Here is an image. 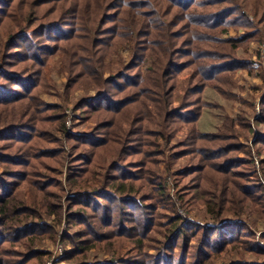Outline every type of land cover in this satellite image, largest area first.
<instances>
[{"label":"trees","instance_id":"trees-1","mask_svg":"<svg viewBox=\"0 0 264 264\" xmlns=\"http://www.w3.org/2000/svg\"><path fill=\"white\" fill-rule=\"evenodd\" d=\"M249 2L255 1L0 0V28H18L9 30V35L0 33V105L22 101L33 105L35 90L46 82V69L57 56L67 74L68 90L85 84L96 91L76 102L75 114L80 111L79 119L94 126L86 133H68L67 139L73 141L70 159L61 156L64 150L59 147L46 146L48 140L39 136L37 126L18 123L0 130V140L10 149L0 152V264L42 261L47 253L34 247V239L57 237L55 227L46 221L49 214H55L59 222L67 219L68 230L60 238L71 248L60 261L76 259L75 264H83L77 254L87 255L108 240L113 246L127 223L134 220L133 252L139 261L118 252L109 262L86 264H176L178 258L158 261L164 251L152 260L145 258L146 231L155 225L151 218L159 198L166 197L162 173L191 153L196 160L191 168L170 175L179 195L189 192L194 201H204L214 221L211 225L192 224L178 215L180 220L177 218L168 235L171 242L187 252L200 229L203 238L198 255L204 253L202 260L237 241L247 242L249 249L255 248L264 258L263 248L243 238L251 235L246 224H219L224 212L243 215L248 209L245 203L251 199L264 216V187L253 166H246L250 151L238 142L232 125L219 132L200 131L203 110L197 98H192L196 77L216 79L234 61L229 52L218 54L203 48L205 40L216 38H209L202 29L229 27L235 19L245 21L251 14L264 23V0L256 1L252 12H247ZM124 50L130 53L128 60ZM112 56L121 64L116 70L106 60ZM189 66L194 67L191 87L176 102V83ZM45 107L47 104L35 101V108ZM53 108L59 109L56 115L64 125V106ZM184 125L189 128L179 145L186 148L177 152L173 141ZM261 137L254 143L264 145V135ZM47 158L55 166L46 163ZM42 167L55 174L42 173ZM143 187L149 189L148 195ZM148 199L153 203L148 204ZM149 212L152 217H147ZM144 224L150 225L143 228ZM180 264H185L184 256Z\"/></svg>","mask_w":264,"mask_h":264},{"label":"rangeland","instance_id":"rangeland-1","mask_svg":"<svg viewBox=\"0 0 264 264\" xmlns=\"http://www.w3.org/2000/svg\"><path fill=\"white\" fill-rule=\"evenodd\" d=\"M253 1L258 2V0ZM255 2L248 3L249 11L247 10V12L254 9ZM45 8L47 6L43 7V9ZM252 20L254 26H251ZM258 22L251 14L245 21L235 19L232 23L228 24L229 27L221 26L215 30L202 29L209 38H216L215 41L205 40L202 43L203 48L216 51L218 54L229 52V55L234 58V61L231 63L232 65H230L229 69L218 74L216 79H203L200 76L198 79L196 77L193 83L190 76L193 74L194 67L189 66L180 75V79L176 83L177 90L175 99L176 102H181L185 90L191 87L190 84L197 85L196 91L198 92L195 91L192 98H197V105L203 110V115L198 122L199 130L209 133L219 132L224 126L232 125L237 131L238 142L250 151L251 156L245 154V152L241 153V156L244 158L249 159L251 157L249 159L250 164L246 162V166H253L256 176H258L259 181L264 187V145L254 143L256 138L264 135V117L261 122H256L264 114V109H262L264 108V23ZM11 28L7 29V26L3 25L0 28V33L4 36L6 34L9 35L7 33L9 30H18L14 26ZM199 39L202 38L199 37ZM227 39H231L232 41L222 42V40ZM123 55L126 60L130 57V53L125 50ZM61 60L57 56L49 62L46 69V82L39 89L37 88L35 90L37 99L34 97L33 105L28 101L15 103L12 106L0 105V130L4 126L16 125L18 123L37 126L42 133L39 136H44L48 140L46 146H51L52 148L59 147L61 150H64V155L61 156H66L67 159H70L73 154V141L67 139L68 133H86L91 131L94 126V123L91 121L79 119L78 114H80V111H77L78 118L76 119L77 115L74 111L76 102L81 98L95 95L96 91L89 86H84L85 84L77 89L68 90L67 74L61 69ZM106 60L108 63L110 62L112 70H116L121 65L116 56L107 57ZM202 61L204 62V59H201ZM197 63L201 64L200 61ZM203 76L207 78L206 73ZM18 88L16 86V89ZM36 100L47 104V107L44 109L35 108ZM58 104L64 106L66 113V120L62 126L61 121L58 119L59 115H56L59 109L53 108V106H58ZM62 128H65L67 132L66 130L63 131ZM188 128L189 126L187 125L182 126L179 134L173 141L174 146L177 147V152L179 150L182 152L186 148V146H180L179 144L182 143V139L185 137ZM6 144L8 143L0 140V152L10 150L5 147L7 146ZM82 150L83 148L78 149V152ZM45 161L55 166L53 159L47 158ZM195 161L193 153L181 156L172 164L171 169L168 170L166 168L167 170L165 169L166 171L162 173L166 187V197L165 199L159 198V203L157 204L158 209H156L154 217L150 215L151 212L147 216L152 217L151 219L155 222V225L146 231L147 233L145 232L147 237L144 248L146 253L145 258L147 257L149 260H152L156 256H160L164 251L163 256L158 261L166 259V261L171 262L172 259L178 258L179 260L176 261V264H180L184 256L185 264H235V262L242 260L256 263L264 262L261 253L255 248L249 249L250 244L245 241L243 244L238 241L229 244L226 248L220 249L213 255H210L211 257L207 260L200 259L204 258V253L200 254V256L198 255L200 249L199 244L203 238L200 229H196L192 236V241L187 252H185L183 246L171 242L168 235L175 227V224L178 223L177 221L180 220L177 217L178 215L184 220L192 222V224L211 225L214 221V217L208 212L209 208L204 201H194L191 199L189 192L183 197L179 195L178 185L175 183L174 177L170 175L175 170H183L182 172H185L188 168H191ZM163 165L165 166L166 164L163 162ZM241 169L242 167L237 170ZM40 170L42 173L55 174V172L50 171V168L44 169L42 167ZM143 188L148 195L150 193L149 189L146 187ZM240 196L239 198H241ZM189 198L190 201L188 200ZM62 201L65 204V198ZM146 202L148 204L153 203L149 199ZM228 204L230 206L229 202ZM246 204L248 205V209H246L243 215L224 212L220 215L223 221L219 224H246V227L249 229L248 232L251 235L249 237L243 236V238L252 242L256 247L264 249V216L258 213L256 207H254L258 205L254 200H248ZM238 205H242V202ZM132 218L133 215H131V220ZM46 221L55 227L57 237L53 238L48 235L36 237L34 239V247L45 250L47 254L44 255L41 262L35 259L31 260L28 264H75L76 259L71 262L60 261L62 256L67 253V250L71 248V246H65L60 238L61 234L63 235L68 230L66 217H63V221L59 222L60 219L55 214H49L46 215ZM134 222L132 220V222L127 223L128 225L126 227L128 228L124 229L122 235L115 238L116 244L112 246L110 245L112 242L108 240L107 243H104L98 249L90 250L87 253L88 257L83 253L77 254L76 256L79 257L78 260L81 258L80 261L83 264L98 261L109 262L119 252L123 257L134 258V260L139 261L137 255H134L133 252L137 236V231H135L137 227ZM149 225L144 224L143 228H147ZM78 228H80L79 225L75 226L73 231ZM161 247L162 249H160Z\"/></svg>","mask_w":264,"mask_h":264}]
</instances>
